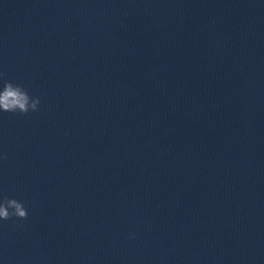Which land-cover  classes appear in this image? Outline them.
Returning <instances> with one entry per match:
<instances>
[{
  "label": "clouds",
  "instance_id": "9594fccd",
  "mask_svg": "<svg viewBox=\"0 0 264 264\" xmlns=\"http://www.w3.org/2000/svg\"><path fill=\"white\" fill-rule=\"evenodd\" d=\"M0 112L27 115L39 111L40 98L29 94L21 85L4 79L0 73ZM7 159V154H0V160ZM28 209L24 201L3 196L0 198V221L26 220Z\"/></svg>",
  "mask_w": 264,
  "mask_h": 264
}]
</instances>
